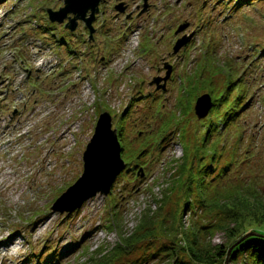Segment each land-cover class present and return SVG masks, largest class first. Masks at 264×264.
I'll return each instance as SVG.
<instances>
[{"label":"rangeland","instance_id":"obj_1","mask_svg":"<svg viewBox=\"0 0 264 264\" xmlns=\"http://www.w3.org/2000/svg\"><path fill=\"white\" fill-rule=\"evenodd\" d=\"M64 5L0 0V264H99L115 254L120 232L131 233L149 207L144 218L160 225L166 213L183 210L176 198L163 203L185 161L179 120L185 125L188 119L187 134L194 132L201 121L196 100L211 95V87L221 93L231 74L238 81L230 92L243 86L252 95L248 133H257L258 148L246 159L242 148L232 149L233 138L212 169L230 161L219 184L255 183L264 190V0L244 7L236 0H101L92 39L81 18L74 31L65 26L68 18L50 20L48 10ZM168 66L165 88L151 84L155 76H166ZM105 110L118 133L124 124L119 140L129 165L107 195L97 193L70 213L53 211L56 199L82 175L83 152ZM171 117L178 124L166 131ZM200 164L196 157L191 166L195 171ZM82 193L73 192L63 206ZM258 201L264 210V199ZM206 214L186 207L180 222L184 228L193 219L207 222ZM226 235L217 231L212 243ZM157 239L160 248L172 245ZM134 245L120 259L158 264L160 255L150 257L155 245Z\"/></svg>","mask_w":264,"mask_h":264},{"label":"trees","instance_id":"obj_2","mask_svg":"<svg viewBox=\"0 0 264 264\" xmlns=\"http://www.w3.org/2000/svg\"><path fill=\"white\" fill-rule=\"evenodd\" d=\"M236 1L244 7L261 0ZM261 50H264V46ZM232 76L233 74L228 76L231 87L238 81L237 77L234 79ZM229 85L221 93L213 87L208 90L213 97V106L208 117L203 118L204 120L200 119L193 134L191 132L190 135L189 132L187 134L186 126L190 125L188 119L185 120V125L183 119L179 120L182 127L180 136L184 140L185 161L180 163V174L171 185L169 198L167 191H164L166 194L163 199L165 200L162 199L164 201L162 202L167 204V199L170 201L171 198H176L179 206L183 205V210H179L178 213H166L167 219H164L163 225H160L159 221L155 223L151 221V218L150 220L144 218L151 212L149 207V211L141 216V223L131 233L120 232L121 239L115 254L101 259L99 264H114L116 260L121 264H133L132 261L125 262L120 257L123 256V252H132L127 247L131 248L135 243L136 248L140 245H155V250L150 253V257L154 259L160 255L156 261L158 264H225L228 261L231 264L241 261L243 264H264V210H258V200L264 199V190L257 187L255 183L234 185L235 183L230 181L219 184L216 179L227 176L231 170L232 162L230 161L222 167L212 169L214 164L219 165V155L224 156L230 150L227 145L233 138L236 140L231 144L232 149L236 147L241 151L242 148L245 156H248L246 159H249L258 148V143L254 140L258 138L257 133L255 131L248 133L251 125L247 117L248 101L252 97L248 92L249 88L239 87V90L232 94ZM175 118L167 119L165 123L169 125L164 128L166 131L169 128L173 129V124H178L172 122ZM124 120L123 116L121 121ZM124 128L123 123L119 125V136L122 140H124ZM190 138H193L195 142L192 143ZM221 141H224L223 144H220ZM131 157H126V160H132ZM133 157L140 159V153L139 157ZM196 157L201 164L194 171L191 163ZM127 165H129L128 162ZM216 171L217 173L214 174ZM209 174L212 175L208 180ZM185 175L186 178L183 180ZM240 198L245 202L243 206ZM186 207L192 212L197 207L201 208L204 213H207L203 218H209V221L200 223L193 219L192 224L184 228L185 225L180 222V217H183ZM168 220L172 224H169ZM217 231H225L227 239L214 245L212 236ZM157 238L168 239L172 245L169 246L166 243L160 248L155 242ZM134 262L138 263V261Z\"/></svg>","mask_w":264,"mask_h":264},{"label":"water","instance_id":"obj_3","mask_svg":"<svg viewBox=\"0 0 264 264\" xmlns=\"http://www.w3.org/2000/svg\"><path fill=\"white\" fill-rule=\"evenodd\" d=\"M101 0H65V6L58 11L48 10L52 21L63 22L69 13L74 14L73 17H68L69 22L66 24L71 30H75L78 26V19L81 18L90 28L91 37L94 27L92 26L96 13L99 12V3ZM120 11H124L122 5L118 6ZM91 9V14L86 17V12ZM183 26L181 27V29ZM180 30V29H179ZM186 37L178 39L174 46V51L177 52L182 46V40ZM171 76V67H167L166 76H156L150 82L156 84L157 87L165 88L166 81ZM213 106V100L210 94L203 93L196 100L195 112L199 119L205 118ZM122 144L119 140L118 129L113 127V116L108 111H103L96 123L95 131L86 145L83 152V173L70 185L53 203V211H64L70 213L79 208L86 200L95 196L97 193L107 195L110 187L120 173L126 168L127 163L122 157ZM83 191L75 200L69 201L63 206L64 202L72 196L73 192ZM64 201V202H63ZM71 202V203H70Z\"/></svg>","mask_w":264,"mask_h":264},{"label":"bare ground","instance_id":"obj_4","mask_svg":"<svg viewBox=\"0 0 264 264\" xmlns=\"http://www.w3.org/2000/svg\"><path fill=\"white\" fill-rule=\"evenodd\" d=\"M44 64H45V62H44V61H43V62H39V63H38V65H39V66H43ZM6 243H7V242H6Z\"/></svg>","mask_w":264,"mask_h":264}]
</instances>
